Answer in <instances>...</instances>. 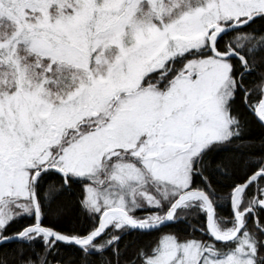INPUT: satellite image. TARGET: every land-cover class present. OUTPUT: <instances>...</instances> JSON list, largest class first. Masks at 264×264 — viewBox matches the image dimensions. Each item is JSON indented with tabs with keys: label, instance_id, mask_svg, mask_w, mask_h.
Segmentation results:
<instances>
[{
	"label": "snow or ice",
	"instance_id": "1",
	"mask_svg": "<svg viewBox=\"0 0 264 264\" xmlns=\"http://www.w3.org/2000/svg\"><path fill=\"white\" fill-rule=\"evenodd\" d=\"M0 264H264V0H0Z\"/></svg>",
	"mask_w": 264,
	"mask_h": 264
},
{
	"label": "trees",
	"instance_id": "2",
	"mask_svg": "<svg viewBox=\"0 0 264 264\" xmlns=\"http://www.w3.org/2000/svg\"><path fill=\"white\" fill-rule=\"evenodd\" d=\"M261 132V129H259L258 127L253 126L251 129V134L252 135H259ZM227 181H224L221 185V188L223 191H227V187H225V185L227 184ZM78 195V193L73 192L70 194H67L66 196H64L61 200V203L64 204V206L67 208V215L63 220L57 221L53 218H49L50 222H52L53 224H55L57 227L60 228H69L71 226L74 225H78V224H82L85 221L83 220V217L81 215V213L79 212V209L76 206V196ZM223 212L225 214H227L228 209L225 206L223 209ZM27 221H24L23 223H26ZM19 227V225H14L13 228H17ZM136 239L135 235L133 236H128L125 237V243H128L130 241H134ZM144 239H147V237H145ZM75 255L74 250L68 248V247H64L60 250V255L59 258H71Z\"/></svg>",
	"mask_w": 264,
	"mask_h": 264
}]
</instances>
